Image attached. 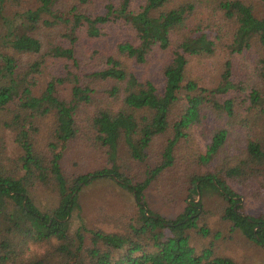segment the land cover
I'll use <instances>...</instances> for the list:
<instances>
[{"label": "trees", "instance_id": "16d2710c", "mask_svg": "<svg viewBox=\"0 0 264 264\" xmlns=\"http://www.w3.org/2000/svg\"><path fill=\"white\" fill-rule=\"evenodd\" d=\"M57 1L37 0L36 7H26L23 0H0V128L13 131L22 149L15 159L0 150V264H23L20 252L30 240L55 243L29 264H235L216 254L213 243L197 250L190 242L191 229L210 233L198 222L205 212L200 197L211 190L227 203L222 217L230 230L264 248V213H241V196L229 183L260 192L264 179V54H252L253 46L264 48V0H134L133 8L132 0H107L97 14L82 13L78 5L60 11ZM118 21L127 35L110 52L80 43L101 37L105 25ZM159 52L166 54L161 93L128 65L146 64ZM47 56L65 62L64 73L37 94L36 75ZM192 59L197 75L190 72ZM102 81L112 82L105 102L94 87ZM66 83L69 99L57 91ZM78 106H94L88 126L108 166L66 176L60 159L77 133ZM49 114L56 120L54 138L40 150L33 138L35 120ZM207 119L212 125L205 152L182 149L180 142L188 141L193 127L207 130ZM241 129L248 136L245 148L224 155L228 134ZM159 137H164L160 159L147 166L143 181L133 182L118 160L145 161ZM214 159L213 170L185 173L189 187L177 215L166 217L148 207L144 190L152 181L177 166ZM103 179L132 194L135 223L104 231L81 219L70 232L80 191ZM34 183L55 186L56 207H37L28 193Z\"/></svg>", "mask_w": 264, "mask_h": 264}, {"label": "rangeland", "instance_id": "374dc122", "mask_svg": "<svg viewBox=\"0 0 264 264\" xmlns=\"http://www.w3.org/2000/svg\"><path fill=\"white\" fill-rule=\"evenodd\" d=\"M110 1L118 3L119 0ZM106 2L107 0H95L90 3L80 4L78 0H58L55 3V8L60 11H66L72 6L78 5L79 11L82 13L97 14L105 11L103 6ZM37 4V0H23L22 2V6L26 7H36ZM131 4L132 8L136 5L134 0L131 1ZM50 29H54L51 30L54 33V31L60 29V26ZM103 31L104 34L101 37L97 39L82 38L80 43L91 50L99 49L110 52L114 43L118 39L125 37L124 35H127V29L119 21L105 25ZM43 32L41 29L38 35H43ZM210 34L214 35L213 32ZM48 39L46 40L48 41ZM52 40L56 41L55 39ZM252 54H264V48H259L255 45L252 48ZM165 56L166 54L159 52L154 55L152 61L146 64L137 65L130 61L128 65L139 79L152 81L157 88V92L161 93L165 79L160 67ZM190 63L192 65L190 68L191 74L197 75L196 67H198V63L193 59ZM64 64L66 63L61 59L47 56L46 61L41 66V72L36 75L37 85L34 87V92L40 93L53 76L62 75L64 73ZM111 85L112 82L110 81H102L94 86L97 95L104 102L108 96L107 90ZM57 91L61 97L70 98V84L60 85ZM93 108L94 106H78L75 111L78 130L75 137L68 141L60 159L61 169L66 176L86 173L108 166L103 149L97 146V142H95L96 146L92 142L94 133L88 126V115ZM35 121L38 127V132L33 137L35 146L40 150H46V144L54 138L55 117L53 114H49L39 117ZM205 125L207 130L203 126L193 127V130H190V135L187 138L189 143L186 140L180 142L183 146L182 149L195 148L198 152H205L211 140L208 130L211 128L212 120L207 119ZM164 137L166 138V135ZM164 137H159L155 141L156 144L148 150V156L145 161L129 160L123 163L118 160L120 170L133 182L143 181L147 166L152 167L160 159ZM247 140L248 136L243 129L233 130L228 134L222 153L224 155L240 153L245 148ZM0 150L6 157L13 159L22 155V149L15 141L13 131L0 128ZM121 152L125 153V150L121 149ZM214 166L215 159L209 164L180 165L177 166L175 171L162 174L144 190L148 207L166 217H174L182 210L188 192L189 183L185 173L199 174L206 172V170H213ZM172 169L171 167L170 171ZM229 183L241 196V213L244 215L264 213V179L260 189L261 193L255 186L243 190L241 186L234 182L229 181ZM28 191L29 197L42 211H50L58 204L59 195L52 183L48 185L34 183L29 186ZM200 198L202 199L205 212L198 225H205L209 228L210 233L208 236H203L198 229H191L189 231L191 244L197 250H200L208 246L209 243H213L216 254L231 258L235 264H264V248L245 237L240 230L231 231L230 222L222 217L224 208L227 205L224 198L214 190L205 192ZM78 203L79 209L73 212L70 221V232L75 230L81 219L87 227H98L104 231L121 230L132 219L133 223H135L137 210L132 194L119 187L111 179H103L85 186L79 193ZM54 243L55 241L49 244L43 242L47 246V251ZM23 251L21 250L20 255H22Z\"/></svg>", "mask_w": 264, "mask_h": 264}, {"label": "clouds", "instance_id": "9594fccd", "mask_svg": "<svg viewBox=\"0 0 264 264\" xmlns=\"http://www.w3.org/2000/svg\"><path fill=\"white\" fill-rule=\"evenodd\" d=\"M47 252V246L44 245L42 242L32 241L30 240L22 255H21V261L23 264H29L30 261L40 258L43 255H45Z\"/></svg>", "mask_w": 264, "mask_h": 264}]
</instances>
